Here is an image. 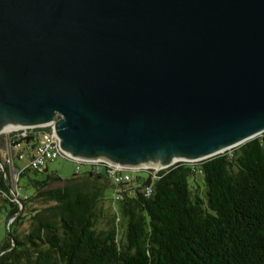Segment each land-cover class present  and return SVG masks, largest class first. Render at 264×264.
<instances>
[{
	"label": "water",
	"instance_id": "water-1",
	"mask_svg": "<svg viewBox=\"0 0 264 264\" xmlns=\"http://www.w3.org/2000/svg\"><path fill=\"white\" fill-rule=\"evenodd\" d=\"M57 115L62 153L122 168L255 138L264 0H0V133Z\"/></svg>",
	"mask_w": 264,
	"mask_h": 264
},
{
	"label": "trees",
	"instance_id": "trees-1",
	"mask_svg": "<svg viewBox=\"0 0 264 264\" xmlns=\"http://www.w3.org/2000/svg\"><path fill=\"white\" fill-rule=\"evenodd\" d=\"M47 131L33 129L20 142L33 148ZM4 168L0 196L12 207L6 222L13 220L0 264H264V136L197 163H176L155 180L135 178L128 187L110 184L103 172L62 180L46 169L20 171L12 161ZM12 169L18 182L32 176L34 202L51 204L33 211L22 239L15 225L30 198L12 201ZM194 175L202 177V195L189 183ZM56 184L62 186L52 188ZM111 197L116 219L98 231L99 204Z\"/></svg>",
	"mask_w": 264,
	"mask_h": 264
},
{
	"label": "rangeland",
	"instance_id": "rangeland-1",
	"mask_svg": "<svg viewBox=\"0 0 264 264\" xmlns=\"http://www.w3.org/2000/svg\"><path fill=\"white\" fill-rule=\"evenodd\" d=\"M6 133L7 131L0 133V161L3 165L7 164V161H8V145L4 141V136ZM261 136H264V133H261L257 135L256 137H261ZM235 148L224 151L223 153L231 151ZM13 151H14V154H13L12 162L16 168L22 171L26 167V164H27L26 151L23 152L24 158L22 160H19L17 158L18 149H13ZM77 166L79 167V170H80L79 173H84L89 170L88 165L77 164L71 160L65 159L64 157H58L55 160L47 162L43 169H46L48 173L57 175L62 180H65V179L70 178L73 174H75V169ZM99 172H103V169L99 168ZM28 176H30L29 173H27L26 175L24 174L22 177L19 178V182H18L19 200L23 199L24 196H27L30 198L29 201L24 203V212L19 213V215L23 217L20 220V224L15 225L17 236L20 239H22L30 230L31 222L29 220V216L33 213V211H36V210L40 211L44 209L45 207H48L51 205L50 203L45 204L40 201L34 202L33 200L34 189L28 183ZM132 176H133V179L135 178L144 179L146 178L147 173L145 171H133ZM189 183L191 184L192 188L195 191H197L201 195L203 194L202 177L200 175L191 176L189 178ZM60 186H62V184H56V185H53L52 188L60 187ZM130 186L135 187V183L133 182ZM112 191L113 192L115 191V193H117L118 189L113 188ZM114 203L115 201L113 197H111V200L103 201L99 204L100 211L97 212V221L95 223L96 230L101 231V230L108 229L110 225V221L112 220L113 217L116 216V211L114 209V206H115ZM11 208L12 207L10 203L0 196V250L3 244L6 242L7 233H8V225H10V223L13 220V219H10L6 222V219L8 217V214ZM117 224L119 227V232H121L122 227L120 223L117 222Z\"/></svg>",
	"mask_w": 264,
	"mask_h": 264
},
{
	"label": "built area",
	"instance_id": "built-area-1",
	"mask_svg": "<svg viewBox=\"0 0 264 264\" xmlns=\"http://www.w3.org/2000/svg\"><path fill=\"white\" fill-rule=\"evenodd\" d=\"M59 119H60V116L57 115L54 117V119L52 120L50 124H47L44 126H38V127L18 129V130L7 132L4 136V141L8 145V161L7 162L10 164V166H11V161H12L13 154H14L13 149H18L17 158L19 160H22L24 158L23 152L26 151V154H27L26 167H28L29 169L33 171H38V172L43 171V168L47 162L55 160L58 157H64L65 159L71 160L77 164L88 165L89 166L88 171L95 173V174L99 173V168H102L104 176L110 182V184L114 186H123V187H128L129 184L132 182L133 180L132 172L133 171H145L147 174L151 176L152 180H155L157 179V174L159 171L168 168L167 166L162 169H155L151 167L122 168V167L111 166L110 164L104 161H81V160L69 158L64 153H62L60 149L58 148L60 140L58 139V137H56L53 131V125ZM36 128H47L48 131L39 135L38 141L33 146V148H30L27 145L20 142L21 138L26 137L27 132H30ZM19 131H22V133H19ZM11 133L17 134L15 138L10 136ZM189 163L193 164L197 162H189ZM174 164L175 163H173V165ZM79 172L80 170H79V167L77 166L75 169V173L79 174ZM18 176H19V172L15 169H12L11 170L10 193L12 196V201L16 203H18V186H17ZM145 192H146V195H149V193L151 192V187H146ZM23 199H26V197L24 196Z\"/></svg>",
	"mask_w": 264,
	"mask_h": 264
},
{
	"label": "bare ground",
	"instance_id": "bare-ground-1",
	"mask_svg": "<svg viewBox=\"0 0 264 264\" xmlns=\"http://www.w3.org/2000/svg\"><path fill=\"white\" fill-rule=\"evenodd\" d=\"M13 131V130H12ZM7 132H9V131H7ZM1 133H3V132H1ZM223 152V151H222ZM177 161H179V160H177ZM177 161H174V162H172V163H177ZM147 168V167H146Z\"/></svg>",
	"mask_w": 264,
	"mask_h": 264
}]
</instances>
